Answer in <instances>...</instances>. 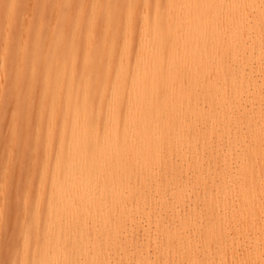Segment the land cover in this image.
I'll use <instances>...</instances> for the list:
<instances>
[{
  "label": "bare ground",
  "instance_id": "obj_1",
  "mask_svg": "<svg viewBox=\"0 0 264 264\" xmlns=\"http://www.w3.org/2000/svg\"><path fill=\"white\" fill-rule=\"evenodd\" d=\"M0 5L50 40L37 70L0 19L1 197L28 172L8 264H264V0Z\"/></svg>",
  "mask_w": 264,
  "mask_h": 264
},
{
  "label": "rangeland",
  "instance_id": "obj_2",
  "mask_svg": "<svg viewBox=\"0 0 264 264\" xmlns=\"http://www.w3.org/2000/svg\"><path fill=\"white\" fill-rule=\"evenodd\" d=\"M28 1L30 4L33 3V0H28ZM0 8H1V5H0ZM3 17L9 18L10 20V31H9L10 35L8 38L11 41V48L15 56L18 52L19 47L17 46L19 45V43L13 42L12 38L15 36H18L21 33V30L23 29L22 27H26L27 30H32L34 36L37 35V37L35 38V41H32L33 46L31 48V51L32 53L35 52L36 57L41 61L40 64H38L37 66V70H45L46 65L43 64L42 61L46 56V49L48 48V46H50V40H48L45 36L42 37L41 33H39V31L36 30L40 22L38 15L36 14L35 16V12L25 14L23 10L21 9L15 12H9V6H5L3 9L0 10V19ZM1 29L2 27H1V22H0V59H1V49L4 46L5 44L4 40L6 39ZM63 33L64 35H68L67 34L68 30H65ZM2 83H3L2 84L3 88H5V85L8 82L6 83L2 82ZM2 86L0 83V93L2 90ZM3 101L6 104L3 106V109H2V104H1L2 101L0 98V135H1L0 136V162L2 160L1 165H0L1 167L3 166L5 159L8 155V145H9V137H10V122H11V111H12L11 110L12 105L10 103H7L6 99H4ZM20 148H21L20 144L16 145L15 156H17L18 150ZM208 153H209L208 150H205L203 152H202V149L200 148L198 150L199 158H203L202 155H204L206 159ZM177 168H178L177 171L174 172L176 173L175 174L176 176L181 173L180 171L181 169L183 170L182 165H178ZM26 169L27 167H21V168L18 167L12 170V173L10 176L11 179L9 181L10 183L4 188L5 190V195H3L4 197H1L2 194H1V189H0V198H1L0 205L1 207L5 208L4 214L0 217L1 219L0 220V264H8L10 262L9 260L12 257L13 249L15 248L16 243H17L18 226L21 223L22 214H23V212H21L20 210L21 196H20L19 189H21L23 184L26 183L25 179L28 173V172H25ZM39 171H41V168H39L37 172ZM36 175H35V178L38 177V173ZM18 196L19 198H17ZM13 244L15 246H13ZM7 249H10V250L5 251ZM7 252H9L8 255H6Z\"/></svg>",
  "mask_w": 264,
  "mask_h": 264
}]
</instances>
